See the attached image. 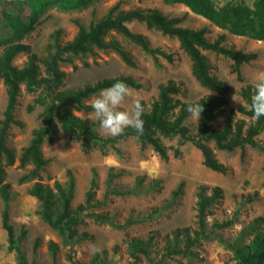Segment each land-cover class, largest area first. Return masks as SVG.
Segmentation results:
<instances>
[{
	"label": "rangeland",
	"instance_id": "374dc122",
	"mask_svg": "<svg viewBox=\"0 0 264 264\" xmlns=\"http://www.w3.org/2000/svg\"><path fill=\"white\" fill-rule=\"evenodd\" d=\"M77 0H0V55L4 48L9 45L12 28L5 16L25 23L32 21V30L24 36L19 43L27 45L31 53L39 59L47 52V46L51 43V35L60 30V42L71 41L77 31V23L87 28L92 22L104 17L110 8L120 3L122 10L151 9L157 10L168 18L181 19L180 26L192 30L205 29L209 41H215L219 35H224V45L244 53H257L258 57L249 64L240 67L241 79L238 80L233 73V62L221 55L209 51H202L210 66V73L217 79L229 85V91L225 95L229 107L236 109L244 102L240 96L243 87L254 86L258 76L264 73V41H258L246 35L236 34L234 31H243L246 34L257 30L249 21L239 20L238 30H233L229 21H235L230 16L229 21L219 26L208 20L205 16L193 12L182 2L167 3L166 0H97L85 9H75L73 6ZM212 8L217 13H224L227 7H246L254 9L256 0H210ZM128 28L136 34H141L149 40L152 48H158L172 56V62L159 57L155 62L139 47L129 43L122 37L110 33L106 39H116L122 47L130 53L135 63L134 68L128 67L118 55L112 51H95L92 55L74 58L71 64L61 65L60 69L65 73L62 89L75 90L88 84H94L99 80L119 76H131L142 85L141 90H133L131 96L123 102L120 110L131 111L133 102L137 99L143 101L148 110L156 100L160 85L173 81L181 86L182 93L175 98L183 102H196L202 97L213 94L203 88L191 74V62L186 54L180 49L175 38L163 36L155 30H148L144 24L138 22L127 23ZM27 61V54H19L13 61V65L21 68ZM157 65L159 67H157ZM98 95V94H97ZM37 93H27L24 86L18 97L15 109V119L21 126H11L7 136V146L14 151L16 161L12 166L5 169L6 182L11 186L13 199L10 202V224L13 226L16 236L22 229L27 234L20 245V249L27 264H53L47 248L49 241L59 245L55 264H71L68 254L72 256V264H91V260L97 253L106 250L107 262L110 264H130L126 252V241L131 238L146 239L154 235V247L151 256L160 260L164 252V239L177 228H196V191L197 187H219L223 191V198L212 206L208 211V229L214 222L229 220L237 212L235 223L223 230L214 231L210 238L193 248L196 256L192 259L174 257L165 258L163 264H239L235 252L242 248L252 238L240 237L241 231L254 219H264V153L246 146L243 153L240 149L233 152L216 150L212 142L208 146L213 150L217 161L227 168V174L215 173L206 168L202 161L200 151L190 142H182L180 139L163 140L168 149V160H161L148 146L143 151L135 139L129 138L118 144L121 156L109 152L106 155L98 150L89 149L83 152L81 141L78 136L70 135L62 130L50 144H43L41 151L48 161L41 172V184L53 187L55 182L64 184L66 172L72 170L75 179L74 196L72 206L75 207L84 201V195L91 180V170L95 169L98 175V189L95 199L100 200L106 191V175L109 168L123 169L129 175L123 176L115 183L123 189L134 188V176L145 175L148 179H161L162 188L159 191L143 192L140 195L123 197L110 196L107 204L96 212H106L113 217L119 225L128 219H139L148 216L155 208H161L170 198L171 191L180 181L185 182L183 196L172 208L165 210L161 216L146 220L127 227L116 229L107 225L94 223L86 219L85 224L77 231L87 232L92 239L80 242L71 249L61 245V239L56 233L39 218V202L31 197L27 191L36 182L32 180L25 184H19L21 175L31 170V166L21 168L18 158L32 138L34 130L43 125V120L38 114L42 107L34 104ZM96 96V95H95ZM85 101L91 105L92 99ZM7 103L6 89L0 80V119ZM34 105L31 112L27 107ZM227 112L220 113L217 120L212 124L213 128H222ZM73 114L86 123H98V134L103 137H111L100 128L99 121L91 112H77ZM237 119L248 118L239 113ZM198 119L189 116L185 125L190 134L197 132ZM256 142L264 147V132ZM181 151L179 158L173 157L174 149ZM257 193V197L247 202V196ZM2 203L0 201V264H18L14 252L7 250V235L1 225ZM259 230H264V224ZM39 240V246L33 249L34 242ZM137 264L149 263L143 257Z\"/></svg>",
	"mask_w": 264,
	"mask_h": 264
},
{
	"label": "trees",
	"instance_id": "16d2710c",
	"mask_svg": "<svg viewBox=\"0 0 264 264\" xmlns=\"http://www.w3.org/2000/svg\"><path fill=\"white\" fill-rule=\"evenodd\" d=\"M97 0H77L73 6L75 9H85ZM182 2L193 12L205 16L208 20L219 26L229 21L227 17L235 19L229 21L233 30H238L239 20L249 21L257 30L245 33L234 31L236 34L246 35L258 41H264V0H256L254 9L246 7H227L224 13H217L213 10L210 0H166L167 3ZM12 28L9 45H7L0 55V80L6 89L7 103L3 118L0 119V201L2 203L1 225L6 232L9 252H14L18 264H27L26 259L20 249L27 231L22 229L20 235L16 236L13 226L10 224L9 210L10 202L13 199L11 186L6 182L5 169L12 166L16 157L14 151L7 146L6 140L11 126H21L15 119V109L21 86H24L27 93H37L34 104L42 107L39 117L43 120V125L34 130L32 138L25 147L19 158V166L25 168L31 166V170L24 173L18 179L19 184H25L32 180L36 182L29 189L28 194L39 202V218L49 226L61 239V245L71 249L74 245L92 239V235L87 232H79L78 228L85 224L86 219H91L96 224L107 225L116 229H126L127 227L142 223L146 220L155 219L165 211L175 206L182 197L185 182L180 181L171 191L170 198L161 208H155L151 213L139 219L130 218L125 223L119 225L112 216L106 212H96L95 210L105 206L110 196L123 197L130 195H140L143 192H153L161 190V179H148L145 175L134 176V188L123 189L117 180L129 175L123 169L109 168L106 175V191L102 199H95L98 189V175L95 169L91 170V180L84 195V201L77 206H72L75 189V179L72 170L66 172V182L60 184L55 182L53 187L41 184V172L48 161L43 157L41 147L43 144H50L62 130L70 135H76L81 141L83 152L89 149L98 150L106 155L109 152L121 156L122 152L118 144L129 138L135 139L140 144V150L150 147L154 154L161 160H168V149L163 144V140L180 139L182 142H190L197 148L202 156L203 165L209 170L222 175L227 174L225 165L218 162L213 150L208 146L209 142L214 144L216 150L222 152H233L240 149L243 153L246 146L264 153V147L256 142V138L264 132V116L259 120L252 119L253 112L250 108L251 96L254 93V86L243 87L240 96L244 105L236 109L230 108L225 97L229 91V85L217 79L210 73V66L202 51H209L216 55H221L233 62V73L238 80L241 79L240 67L249 64L258 57L257 53H244L234 48H228L223 43L224 35H219L215 41H209L206 37V30H192L180 26L181 19L168 18L157 10H122L120 3L109 9L107 14L101 19L92 22L87 28L79 25L75 37L66 43L60 42L61 31H55L51 35V43L47 46L46 55L39 59L31 53L27 45L19 41L32 30V21L25 23L19 19H13L8 14L5 15ZM138 22L144 24L148 30L160 32L163 36L175 38L180 49L186 54L191 62V74L194 79L205 89L213 94L206 95L196 102H183L175 96L182 93L181 86L173 81L160 85L156 100H154L147 110L141 101L145 111L142 116L144 120V132L139 135L134 129L128 128L119 137H101L96 128L98 123L88 124L84 120L76 117L73 111L91 112L93 109L85 101L97 95L102 89L112 86L117 81H123L133 90H141L142 85L131 76H119L102 79L94 84H88L75 90L62 89L65 73L60 69L61 65L71 64L74 58L85 57L94 54L95 51H112L130 68L135 67L132 56L122 45L113 38L106 39L110 33H114L139 47L146 55L157 62L159 57L168 62H172V56L166 54L158 48H152L149 40L141 34L133 33L127 23ZM22 53L27 54V61L18 68L13 65L15 58ZM157 67H159L157 65ZM201 103L204 111L198 120L197 132L190 134L189 128L185 125L189 113L185 111L188 104ZM34 105L27 107L31 112ZM227 112L224 117L222 128H213L212 124L217 120L220 113ZM249 119V123L244 119H237L236 114ZM181 151L176 148L173 157L179 158ZM264 177V166L262 168ZM264 186V183H263ZM221 188L207 187L200 185L196 191V228H177L164 239V252L160 260H155L151 256L154 247V235H149L146 239L131 238L127 240L126 252L131 260L130 264H137L141 257L149 263L163 264L165 258L173 259L180 257L192 259L196 256L193 248L210 238L216 230H223L232 226L237 217V212L229 220L214 222L208 229L207 216L209 209L223 198ZM257 197V193L247 196L246 201L251 202ZM264 224V219L258 217L254 219L240 234L245 238L252 236L251 240L242 248L236 249V256L239 264H264V230H259ZM39 246L36 240L33 249ZM48 251L53 264L56 263L59 245L49 241ZM107 251L97 253L91 260V264H110L106 258ZM68 261L72 264V256L68 254Z\"/></svg>",
	"mask_w": 264,
	"mask_h": 264
},
{
	"label": "clouds",
	"instance_id": "9594fccd",
	"mask_svg": "<svg viewBox=\"0 0 264 264\" xmlns=\"http://www.w3.org/2000/svg\"><path fill=\"white\" fill-rule=\"evenodd\" d=\"M132 89L123 81H117L112 86L102 89L91 101V108L99 121L104 133L113 138L125 133L132 128L142 135L144 132V107L139 99L135 100L131 111L120 110L119 106L125 102L132 93ZM250 108L253 112L252 119L259 120L264 116V73H261L254 85L251 96ZM185 111L198 120L204 111L201 103L188 104Z\"/></svg>",
	"mask_w": 264,
	"mask_h": 264
}]
</instances>
